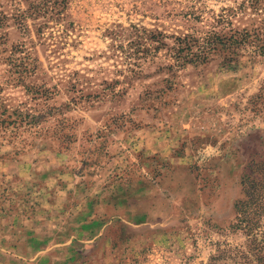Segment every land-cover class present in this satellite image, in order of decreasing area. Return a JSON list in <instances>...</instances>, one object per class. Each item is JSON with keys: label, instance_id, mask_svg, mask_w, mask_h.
Instances as JSON below:
<instances>
[{"label": "rangeland", "instance_id": "rangeland-1", "mask_svg": "<svg viewBox=\"0 0 264 264\" xmlns=\"http://www.w3.org/2000/svg\"><path fill=\"white\" fill-rule=\"evenodd\" d=\"M260 46L264 0H0V264H245Z\"/></svg>", "mask_w": 264, "mask_h": 264}, {"label": "trees", "instance_id": "trees-1", "mask_svg": "<svg viewBox=\"0 0 264 264\" xmlns=\"http://www.w3.org/2000/svg\"><path fill=\"white\" fill-rule=\"evenodd\" d=\"M247 36L248 33L220 36L210 32L198 37H178L174 57L181 64L205 62L212 51L229 49L235 44L236 47L245 42ZM260 51L264 53V47L260 46ZM248 167L250 172L243 179V197L233 205L235 222L232 228L245 235V243L235 248V256L245 264H264V163L252 161Z\"/></svg>", "mask_w": 264, "mask_h": 264}]
</instances>
